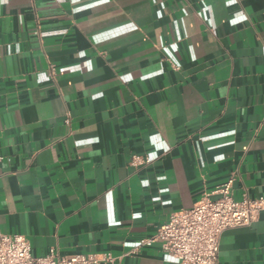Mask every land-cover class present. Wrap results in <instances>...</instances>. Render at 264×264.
Instances as JSON below:
<instances>
[{"label":"crops","instance_id":"0c3cea01","mask_svg":"<svg viewBox=\"0 0 264 264\" xmlns=\"http://www.w3.org/2000/svg\"><path fill=\"white\" fill-rule=\"evenodd\" d=\"M231 175L264 196V0H0L1 232L179 264L131 248ZM217 264H264V213Z\"/></svg>","mask_w":264,"mask_h":264},{"label":"built area","instance_id":"2783aa9c","mask_svg":"<svg viewBox=\"0 0 264 264\" xmlns=\"http://www.w3.org/2000/svg\"><path fill=\"white\" fill-rule=\"evenodd\" d=\"M172 66L177 68L176 64ZM147 162L132 156L130 163ZM234 176H229L214 190L218 196L204 193L191 207L173 211L154 233L140 238L131 252L157 243L179 264H217L219 238L227 228L249 225L264 213V196L235 199ZM115 259L110 252L60 254L50 247L42 256H33L26 236L0 231V264H106Z\"/></svg>","mask_w":264,"mask_h":264}]
</instances>
